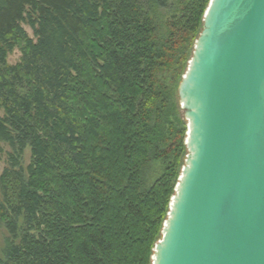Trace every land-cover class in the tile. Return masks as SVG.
Returning <instances> with one entry per match:
<instances>
[{
  "label": "trees",
  "instance_id": "1",
  "mask_svg": "<svg viewBox=\"0 0 264 264\" xmlns=\"http://www.w3.org/2000/svg\"><path fill=\"white\" fill-rule=\"evenodd\" d=\"M154 2L0 0V142L13 152L0 264H151L186 133L160 76L181 79L209 0H176L163 25ZM151 162L165 168L145 187Z\"/></svg>",
  "mask_w": 264,
  "mask_h": 264
},
{
  "label": "water",
  "instance_id": "2",
  "mask_svg": "<svg viewBox=\"0 0 264 264\" xmlns=\"http://www.w3.org/2000/svg\"><path fill=\"white\" fill-rule=\"evenodd\" d=\"M177 98L186 154L151 264H264V0H209Z\"/></svg>",
  "mask_w": 264,
  "mask_h": 264
},
{
  "label": "rangeland",
  "instance_id": "3",
  "mask_svg": "<svg viewBox=\"0 0 264 264\" xmlns=\"http://www.w3.org/2000/svg\"><path fill=\"white\" fill-rule=\"evenodd\" d=\"M175 2H176V0H155V2H154L155 6L152 9V15L154 17L156 24L163 25V23L171 16L173 8L175 7ZM20 25L23 28V30L26 32L27 36L29 38H31L33 41H35L36 38L33 35L32 29L28 25H26L25 23H21ZM163 31H165L164 28H163ZM163 31H162V34L164 33ZM192 49H193V45L187 49L186 64H187L189 58L191 57ZM20 56H21V53H20L19 49L14 48L8 54V56L6 58V63L10 64V65L16 64L19 61ZM184 68L186 69V65ZM160 77H163L166 84L168 86L172 87L176 92V87H177V84L180 81V79L175 78L174 73L172 71L165 73V75L162 74ZM175 101H176V106H177L178 118H179L180 123H181L180 127L183 125L185 126V120L183 119V111L179 108V106L177 104L176 94H175ZM172 140H173V135L166 132L165 138L163 139L162 148L167 147L172 142ZM12 153L13 152L11 151V149L9 148V146L6 143L0 142V174L3 172L4 168L8 167L9 162H10L9 156ZM29 153H30L29 148H26L23 151L22 159H21V164L23 167H26L30 162V154ZM185 154L186 153H185V148H184V151L182 153V159H181L182 165H183V158L185 157L184 156ZM164 168H165V166L162 162H151L145 168L144 173H143L145 187L151 186L154 183V181L162 174ZM7 235L8 234L5 230V228L3 227L2 224H0V259L2 258L1 250L3 248V241Z\"/></svg>",
  "mask_w": 264,
  "mask_h": 264
}]
</instances>
